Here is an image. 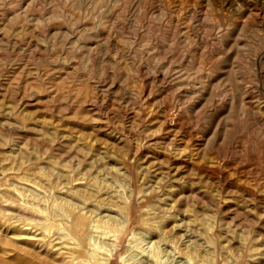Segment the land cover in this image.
I'll return each mask as SVG.
<instances>
[{"label": "rangeland", "instance_id": "obj_1", "mask_svg": "<svg viewBox=\"0 0 264 264\" xmlns=\"http://www.w3.org/2000/svg\"><path fill=\"white\" fill-rule=\"evenodd\" d=\"M0 264H264V0H0Z\"/></svg>", "mask_w": 264, "mask_h": 264}]
</instances>
